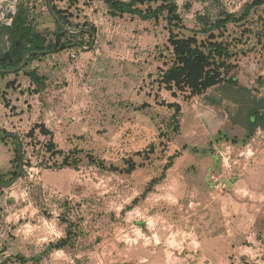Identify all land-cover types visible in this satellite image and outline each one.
<instances>
[{"label":"rangeland","instance_id":"374dc122","mask_svg":"<svg viewBox=\"0 0 264 264\" xmlns=\"http://www.w3.org/2000/svg\"><path fill=\"white\" fill-rule=\"evenodd\" d=\"M173 1L182 28L113 18L102 0L23 8L49 37L59 30L51 6L66 32L95 35L24 70L44 75L45 89L24 72L0 77V264H163L174 244L182 264H264V128L247 129L250 111H264V6L218 39L232 54L223 81L191 95L161 83L174 62L170 36L201 41L203 23L254 0ZM18 12L0 8V55ZM247 230L261 246L221 250L223 235Z\"/></svg>","mask_w":264,"mask_h":264},{"label":"trees","instance_id":"16d2710c","mask_svg":"<svg viewBox=\"0 0 264 264\" xmlns=\"http://www.w3.org/2000/svg\"><path fill=\"white\" fill-rule=\"evenodd\" d=\"M102 1L108 9L109 15L113 18H122L127 15L142 22H158L161 18H164L169 29L182 28V19L173 0ZM260 6H264V0H254L246 5L239 16L224 13L214 21L203 23L199 33L205 35V38L201 41L197 39L196 35L187 38H178L171 35L169 44L173 50L174 62L164 72L161 83L165 85L167 90L188 91L191 95H201L220 84L223 81L222 75H225L228 70L229 65L227 62L232 54L227 43L218 39L223 36L229 25H242L248 20L252 10ZM23 8V6L19 7V12L14 17L12 26L8 31L10 46L6 52L0 55V77L4 78L11 74L17 76L24 72L29 84L35 86L38 92L46 88V77L36 69L24 70L31 63L48 55L62 52L70 45L81 46V43H77V40L84 36L93 37L95 31L91 28L81 29L76 34L66 32L64 28L70 23L63 19L61 11H57L51 6V12L57 20L59 30L49 37V35L37 32L27 22V12ZM25 57H27L26 63L20 68ZM229 84H236V80L230 79ZM168 106L170 108L175 107L177 111L179 110L178 106ZM261 127L264 128V111L261 112L257 108L252 109L248 114L247 129L250 133H254L257 128ZM38 128H40L43 135H49L48 130L43 125H39ZM19 149L20 146L17 145V162L21 161ZM47 150L54 156L62 155L61 151H54V146L50 142L47 144ZM137 156H140L139 153ZM125 163L127 168L122 171L126 174H131L137 167L132 160ZM63 164H70L69 156L64 157ZM101 165H104V163L102 162ZM110 170L117 171L118 168L111 166ZM64 242L60 240L53 245V248H63Z\"/></svg>","mask_w":264,"mask_h":264},{"label":"crops","instance_id":"0c3cea01","mask_svg":"<svg viewBox=\"0 0 264 264\" xmlns=\"http://www.w3.org/2000/svg\"><path fill=\"white\" fill-rule=\"evenodd\" d=\"M261 159L262 158H260V160H259L260 164L257 166V168H259L260 171H262V170L264 171V158H263L262 161H261ZM236 234L238 236L232 237V239H228V237L226 235H223V236L226 237L225 243H226L227 247L225 249H223V247H222L221 248L222 251H224V250L225 251L232 250L233 252L240 254V253L246 252L247 251V247H245V246H247V245H249L251 243H254V245L252 244L254 247L258 246V244L255 242L256 239H255L254 232H252L250 230H247V231H243L241 234L239 233L240 235L238 233H236ZM259 246H261V244ZM182 248H183L182 244H174L173 245V252H174L173 260H168V261L165 260L163 264H182V259L176 258V254H175L176 252H178V253L182 252ZM189 248H190L189 249L190 252L193 251V252L196 253L197 250H198L197 248L196 249H192L190 246H189ZM217 250H219V249H217ZM258 250L261 251V249H258ZM185 262L187 263V260ZM189 264H193V262L190 261Z\"/></svg>","mask_w":264,"mask_h":264},{"label":"built area","instance_id":"2783aa9c","mask_svg":"<svg viewBox=\"0 0 264 264\" xmlns=\"http://www.w3.org/2000/svg\"><path fill=\"white\" fill-rule=\"evenodd\" d=\"M20 6H30V0H0V8H7L16 12ZM261 253H263V249H261Z\"/></svg>","mask_w":264,"mask_h":264},{"label":"water","instance_id":"95a60500","mask_svg":"<svg viewBox=\"0 0 264 264\" xmlns=\"http://www.w3.org/2000/svg\"><path fill=\"white\" fill-rule=\"evenodd\" d=\"M26 59H27V57L24 58L23 63L21 64L20 68L23 67L24 64L26 63Z\"/></svg>","mask_w":264,"mask_h":264}]
</instances>
